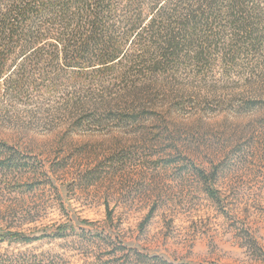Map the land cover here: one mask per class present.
<instances>
[{"label": "rangeland", "instance_id": "obj_1", "mask_svg": "<svg viewBox=\"0 0 264 264\" xmlns=\"http://www.w3.org/2000/svg\"><path fill=\"white\" fill-rule=\"evenodd\" d=\"M242 52L134 102L0 81V264H264V50Z\"/></svg>", "mask_w": 264, "mask_h": 264}, {"label": "trees", "instance_id": "obj_2", "mask_svg": "<svg viewBox=\"0 0 264 264\" xmlns=\"http://www.w3.org/2000/svg\"><path fill=\"white\" fill-rule=\"evenodd\" d=\"M242 50H264V0H0V81L30 100L112 77L117 98L134 102L152 84L232 65ZM106 92L67 103L95 107Z\"/></svg>", "mask_w": 264, "mask_h": 264}]
</instances>
